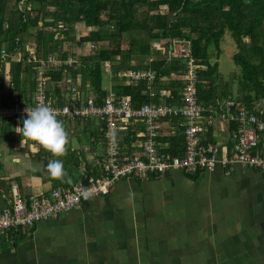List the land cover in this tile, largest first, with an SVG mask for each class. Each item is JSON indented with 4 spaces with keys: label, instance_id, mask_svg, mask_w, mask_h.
Segmentation results:
<instances>
[{
    "label": "trees",
    "instance_id": "16d2710c",
    "mask_svg": "<svg viewBox=\"0 0 264 264\" xmlns=\"http://www.w3.org/2000/svg\"><path fill=\"white\" fill-rule=\"evenodd\" d=\"M20 1L0 0V51L4 48L12 54L20 50L25 56L28 53L25 44L33 40L35 54L44 56L47 53L59 52L61 56H65L69 47L75 44L88 41L103 42L96 51L83 49L81 62L76 68L50 72L52 82L64 79L67 75L75 78L79 74L80 89L90 92L97 101H101L105 95V89L101 85V73L103 65L108 64L109 69L114 72L133 67L154 70L156 78L151 83L144 80L130 81L127 85L113 87L118 94L128 95L134 107L143 103L160 102L158 93L150 95L151 90L158 89L170 91L175 101L179 102L184 82L161 78L176 73L177 70L183 73L184 64L180 61H167L164 53L153 49L154 42H158L160 38L171 40L172 37H179L188 42L192 55L201 66L198 68L196 94L198 102L205 108L216 110L217 101L228 97L243 102L248 109H252L257 101L264 100V0ZM76 23H83L86 28L78 31V39ZM49 26L51 28H48ZM226 31L235 43L236 50L232 59L239 68L238 74L230 81L220 78L217 71L218 62L211 63L208 53V48L214 46L218 56L219 43ZM146 56H150L151 60L148 65H143L142 60ZM5 59L9 61V56ZM133 61L138 63L135 65ZM3 68L4 60L0 54V79L3 78ZM9 70L12 85L6 99L14 100L13 94L16 91V99L25 102L34 88L33 70L21 61H10ZM261 115L264 119V113ZM23 121L24 119L1 120L0 141L31 139L36 142L38 150L35 156L43 159V163L41 170H37L35 175L40 177L43 183H48L50 188L72 186L78 180H85L84 174L100 173L97 166L90 165L85 154L91 152L97 159L104 156L102 149L97 150L98 145L103 148L104 142V123L101 119L62 120L67 131H72V134L79 132L76 126H71L72 121L78 128L81 126L85 133L89 132L88 147L85 150L73 147L68 139L66 152L63 154H55L40 142L23 137ZM171 121L177 123L180 119L174 117ZM94 126L96 128H93ZM131 128L132 126L128 125L119 135L120 145L124 147L131 141L133 149L135 147L132 142L137 137ZM139 128L142 129V125ZM228 128L231 133L235 131V123H229ZM212 132V127L207 125L202 135L203 141L211 142L215 136ZM159 140L167 144L170 152L182 153L183 138L179 130L162 136ZM52 159L64 162L66 171L63 177L51 174L47 165ZM1 167L0 162V169ZM18 180V176H0V208L7 199H11V186L13 181ZM7 234L0 238V247L15 245L18 240L26 237L25 230L21 229L9 231Z\"/></svg>",
    "mask_w": 264,
    "mask_h": 264
},
{
    "label": "built area",
    "instance_id": "2783aa9c",
    "mask_svg": "<svg viewBox=\"0 0 264 264\" xmlns=\"http://www.w3.org/2000/svg\"><path fill=\"white\" fill-rule=\"evenodd\" d=\"M19 7L22 6L19 4ZM77 24L76 39L79 31ZM59 26L62 27V24ZM85 48L96 51L100 48V42L75 44L68 49L65 56H61L59 52L47 53L44 56L35 54L33 40L25 44L28 52L25 56L20 50L9 54L1 48L4 68L3 78L0 79V121L24 119L28 115L27 110L30 111L38 104L50 105L61 120L101 119L104 123V142L103 148L97 150L102 149L104 156L102 159L92 157L91 166H97L100 173L84 174L85 180H78L72 186H55L44 193L21 195L18 185L12 184L11 199H7L0 208V238L7 236L9 231H28L40 220L57 216L92 196L107 192L122 178L162 176L172 169L195 175L205 170H213L217 165L227 168L234 163L264 170V119L261 115L264 113V100L257 101L252 109L230 97L218 100L216 110L201 105L196 94L198 68L201 66L192 55L188 42L179 37H172L171 40L160 38L153 44L154 51L164 53L167 61H180L184 64L183 73L177 70L176 73L161 78L184 82L180 101L176 102L170 91L158 89L151 90L150 95L158 93L160 102L143 103L138 107L132 105L128 95L118 94L113 87L127 85L130 81L144 80L151 83L156 78L151 68L133 67L112 71L111 82L104 88L105 95L101 101L95 100L90 92L80 89L79 74L75 78L67 75L64 79L52 82L50 72L76 68L81 62L80 56ZM8 56L9 61L5 59ZM150 60L151 57L146 56L142 60L143 65H148ZM10 61H21L33 70L34 88L25 102L16 99V91L14 100L6 99L12 85ZM132 63L136 65L138 62ZM107 67L109 69V66ZM216 114L219 122L227 127L229 123H235V131L230 132L232 141L229 144L213 140L203 141V132ZM174 117L180 121L172 123L171 119ZM128 125L132 126L131 129L138 138L132 142L135 147L133 149L131 141L124 147L120 145L119 133ZM140 125L142 129L139 128ZM177 130L183 138L181 154L170 152L167 144L159 140L160 137ZM85 192L90 195L86 197Z\"/></svg>",
    "mask_w": 264,
    "mask_h": 264
},
{
    "label": "crops",
    "instance_id": "0c3cea01",
    "mask_svg": "<svg viewBox=\"0 0 264 264\" xmlns=\"http://www.w3.org/2000/svg\"><path fill=\"white\" fill-rule=\"evenodd\" d=\"M210 125L217 142L232 141L226 124ZM20 164L7 175L18 176L19 193L47 192ZM25 233L0 247V264H264V170L234 163L122 178Z\"/></svg>",
    "mask_w": 264,
    "mask_h": 264
},
{
    "label": "rangeland",
    "instance_id": "374dc122",
    "mask_svg": "<svg viewBox=\"0 0 264 264\" xmlns=\"http://www.w3.org/2000/svg\"><path fill=\"white\" fill-rule=\"evenodd\" d=\"M60 24L61 23H58V25ZM76 28L80 30L82 27L81 25L77 24ZM83 29L86 28L84 27ZM99 42L100 45L103 43L101 41ZM70 48L72 47H69V49ZM235 50H236L235 43L228 31L225 32V34L220 40L218 56H216V49L214 48V46H210L208 48L209 60L211 63H213L214 61L218 62L217 71L219 73L220 78L224 81L233 80L234 76L238 74L239 68L232 59V54ZM107 66L106 64H104L102 67V73H101L102 88L108 87L112 79V76H110V74L112 73V69H108ZM235 85L236 84L234 83V86ZM214 121H219L217 114L214 117ZM70 124L71 126L74 125L77 127V129H79V132L77 134H72L73 133L72 131H68V134H71L69 136V140L72 143V146L85 150L86 147H88L87 135L89 132L85 133L82 127L79 126L78 128V125L73 121ZM93 128H96V126H94ZM212 140L214 142L217 141L216 137H214ZM97 148H99V145L97 146ZM37 150H38V144L31 139L29 140L19 139L12 142L0 141V162L2 164V167L0 169V176L6 177L7 175H9V173H11V175L16 174L17 172L20 171V165H21L20 163L24 165L25 169H27V167L28 168L32 167L33 170L35 171L39 169L41 170L43 159L35 156ZM89 155H92L91 152L90 153L87 152L85 154V157ZM32 160H34V162ZM29 171H27L26 173L29 174Z\"/></svg>",
    "mask_w": 264,
    "mask_h": 264
},
{
    "label": "clouds",
    "instance_id": "9594fccd",
    "mask_svg": "<svg viewBox=\"0 0 264 264\" xmlns=\"http://www.w3.org/2000/svg\"><path fill=\"white\" fill-rule=\"evenodd\" d=\"M24 118L22 133L23 137L32 138L40 142L55 154L66 152L69 134L64 122L58 119L57 113L47 104H38L33 107ZM47 167L51 174L63 177L65 174L64 162L60 159H52ZM87 197L90 193L85 192Z\"/></svg>",
    "mask_w": 264,
    "mask_h": 264
}]
</instances>
